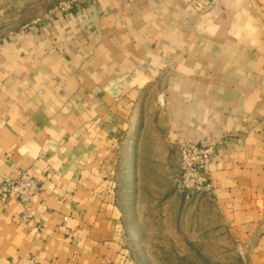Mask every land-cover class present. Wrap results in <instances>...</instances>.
I'll return each mask as SVG.
<instances>
[{
    "label": "crops",
    "instance_id": "1",
    "mask_svg": "<svg viewBox=\"0 0 264 264\" xmlns=\"http://www.w3.org/2000/svg\"><path fill=\"white\" fill-rule=\"evenodd\" d=\"M263 129L264 0H0V181L42 182L0 200V264H130L121 179L175 186L180 143L264 264Z\"/></svg>",
    "mask_w": 264,
    "mask_h": 264
},
{
    "label": "rangeland",
    "instance_id": "2",
    "mask_svg": "<svg viewBox=\"0 0 264 264\" xmlns=\"http://www.w3.org/2000/svg\"><path fill=\"white\" fill-rule=\"evenodd\" d=\"M144 172L119 186L130 264H247L210 204L184 200L172 177Z\"/></svg>",
    "mask_w": 264,
    "mask_h": 264
},
{
    "label": "built area",
    "instance_id": "3",
    "mask_svg": "<svg viewBox=\"0 0 264 264\" xmlns=\"http://www.w3.org/2000/svg\"><path fill=\"white\" fill-rule=\"evenodd\" d=\"M264 136V129L262 131ZM215 152L213 144L180 143L177 146V172L175 189L184 200H199L210 195L212 183L204 174L205 166ZM42 189L39 178L25 170H17L13 176L0 181V200L13 196L21 207L20 218L29 219V204Z\"/></svg>",
    "mask_w": 264,
    "mask_h": 264
}]
</instances>
